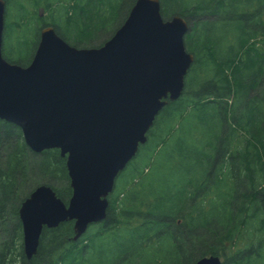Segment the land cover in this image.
Here are the masks:
<instances>
[{"label":"trees","instance_id":"obj_1","mask_svg":"<svg viewBox=\"0 0 264 264\" xmlns=\"http://www.w3.org/2000/svg\"><path fill=\"white\" fill-rule=\"evenodd\" d=\"M135 1L5 0L6 11L20 17L6 20L3 56L23 66L31 61L26 33L16 37L15 29L22 18L32 24L31 12L83 48L117 30ZM161 6L164 17L179 15L189 24L184 42L194 62L183 94L156 117L138 150H149L145 163L135 168L136 156L129 162L131 178L110 198L106 219L77 240L73 221L44 227L37 254L24 256L22 202L40 184L64 202L72 188L59 149L32 151L21 129L0 119V264H132L135 257L196 264L208 255L223 257V264H264V0H161ZM41 8L50 19L38 14ZM5 39H17L16 46L6 49ZM247 230L253 241L241 249Z\"/></svg>","mask_w":264,"mask_h":264},{"label":"water","instance_id":"obj_2","mask_svg":"<svg viewBox=\"0 0 264 264\" xmlns=\"http://www.w3.org/2000/svg\"><path fill=\"white\" fill-rule=\"evenodd\" d=\"M5 12L0 0V119L17 125L32 151L59 149L72 188L68 203L45 184L22 202L23 253L31 259L44 227L73 221L77 240L106 219L118 175L161 110L183 94L194 55L185 47V18L164 19L161 0H136L100 47H75L43 27L23 66L3 56ZM196 264L223 262L208 255Z\"/></svg>","mask_w":264,"mask_h":264},{"label":"rangeland","instance_id":"obj_3","mask_svg":"<svg viewBox=\"0 0 264 264\" xmlns=\"http://www.w3.org/2000/svg\"><path fill=\"white\" fill-rule=\"evenodd\" d=\"M29 7H30V10L31 9L33 10V7L32 6H29ZM38 14L41 17H46L47 19H50L51 18L50 15L48 14V11H45L43 8L38 9ZM162 15H163V13H162ZM19 17H20V15L17 14V11L15 9H10L9 11H6L5 12V24H6V20H8L9 22H15L17 20L19 21ZM34 18H35L34 17V14H33V12H31L29 14V16H28V20H32V24L30 26L27 25L28 22L25 21L26 18H22V20L20 21V22H22L21 26L15 27V29L17 30L16 37L23 38L24 34L26 33V36H27L26 37V39H27V47L24 50V53L27 54V56L24 54L25 57H26L25 58L26 60H28V58L30 59V57H31V60H32V57H33V55L35 53L34 49L36 50L37 45H38V42H39V39H40V31L43 28V26L40 25L42 23H40L38 20H36ZM163 18L164 19H169V18H166L164 16H163ZM35 21H38V22H36V24H34L33 22H35ZM24 23L27 25V29H28V27H30L29 31L26 30V25ZM29 23H31V22H29ZM34 26L36 28H34ZM36 29H38L37 32H39V39L36 36V32H35ZM115 31L112 32V33H110V35L109 34L107 35L105 33H100L99 34V37L97 38V40L96 41L94 40L91 45L86 46V47H88V48H91V47H100L101 46V43L104 44L105 41H107L109 38H111L114 35ZM16 40L13 39V42H12V41H7L5 39V41H4L5 42V48L6 49H9V48L12 47V45L15 47L16 46V43H17ZM148 153H149V150H147L146 148L143 150V147L141 148V150L138 152V154L136 155V157L132 160V164L133 163L135 164V168H137V167L141 168L144 165L145 160H146V156L148 155ZM176 160L179 163V160L178 159H176ZM130 166H131V164H130ZM179 168L177 169V172H178ZM128 170H130L129 169V165H127L126 169L123 170L121 172V174L118 175V177L116 179V183H115L114 189H113V191L108 196V199L109 200L112 197V195L116 192V189L119 188V187H121V185L124 184L125 179H130L131 178V172L128 173ZM160 181H163L162 178L160 179ZM66 203H68V202H66ZM241 239H242L241 242H238L237 244L241 247V249H245L248 246L247 243L248 242L249 243H252V241H253L252 240V234H251V232H248V230H247V232L244 234L243 238H241ZM22 242H23V237H22ZM157 253L159 255H161L164 252L162 250H159ZM220 258H221V260L223 262V260H224L223 257L220 256ZM132 262H133L132 264H154V260H153L152 257H150L149 260H147V262L146 261L144 262L143 260L141 262L140 259H137L135 257Z\"/></svg>","mask_w":264,"mask_h":264}]
</instances>
